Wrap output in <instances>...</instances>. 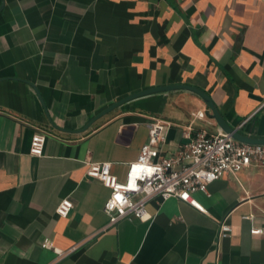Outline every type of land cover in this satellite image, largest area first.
Here are the masks:
<instances>
[{
  "label": "crops",
  "instance_id": "1",
  "mask_svg": "<svg viewBox=\"0 0 264 264\" xmlns=\"http://www.w3.org/2000/svg\"><path fill=\"white\" fill-rule=\"evenodd\" d=\"M0 4V264H264L262 167L192 193L206 214L153 198L146 220L113 226L101 211L108 190L85 176L88 164L106 162L121 181L152 122L165 126L160 157L175 154L187 127L219 133L198 97H139L79 132L125 96L185 85L238 134L264 139V0ZM36 132L45 135L40 157L28 153ZM63 199L71 209L58 217ZM222 220L230 232L219 237Z\"/></svg>",
  "mask_w": 264,
  "mask_h": 264
},
{
  "label": "built area",
  "instance_id": "2",
  "mask_svg": "<svg viewBox=\"0 0 264 264\" xmlns=\"http://www.w3.org/2000/svg\"><path fill=\"white\" fill-rule=\"evenodd\" d=\"M192 119L202 120L203 112L191 115ZM164 124L152 122L148 127L147 141L139 148L136 160L126 165L121 181L109 172V164L91 163L87 165L85 176L98 181L108 190V196L102 205V213L107 217V226H113L120 220L133 217L146 220L145 204L153 198L161 202L175 198L186 203L195 211H206L192 198L194 192L206 193V186L223 175L234 176L240 170L254 164L264 168V146L241 144L222 133L209 134L205 130H192L183 134L185 141L174 155L160 157L157 144L164 142ZM191 132V134H190ZM45 135L34 133L29 142L28 153L40 157ZM71 209L67 199L61 200L55 207L58 217H65ZM229 226L222 220L218 227V236H226ZM260 228L251 227L249 234L260 235ZM42 248H52L48 241Z\"/></svg>",
  "mask_w": 264,
  "mask_h": 264
},
{
  "label": "water",
  "instance_id": "3",
  "mask_svg": "<svg viewBox=\"0 0 264 264\" xmlns=\"http://www.w3.org/2000/svg\"><path fill=\"white\" fill-rule=\"evenodd\" d=\"M2 4H0V10H1ZM173 91H186L189 92L196 97H198L205 105L206 107V116L213 120L216 127L219 130V133L229 135V137L241 144L245 145H263L264 146V139H253L246 136H242L238 134L235 130L230 128L228 125L225 124V122L222 120L220 115L218 114L217 110L213 107V104L210 100V98L204 94L203 92L197 90L196 88L185 86V85H169V86H160L155 88H149L146 90H142L140 92H136L133 94H130L128 96H125L124 98L110 104L105 109L97 113L95 116H93L84 126L79 130V132H83L85 129H87L93 122H95L98 118L102 117L103 115L107 114L111 110L117 108L118 106L129 102L133 99L148 96L151 94L159 93V92H173Z\"/></svg>",
  "mask_w": 264,
  "mask_h": 264
}]
</instances>
